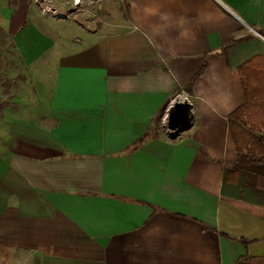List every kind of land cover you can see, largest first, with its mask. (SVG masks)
Listing matches in <instances>:
<instances>
[{"label": "crops", "instance_id": "0c3cea01", "mask_svg": "<svg viewBox=\"0 0 264 264\" xmlns=\"http://www.w3.org/2000/svg\"><path fill=\"white\" fill-rule=\"evenodd\" d=\"M95 15L0 0L27 75L0 108V264H264V205L224 184L264 0H107ZM176 99L193 106L177 136Z\"/></svg>", "mask_w": 264, "mask_h": 264}, {"label": "trees", "instance_id": "16d2710c", "mask_svg": "<svg viewBox=\"0 0 264 264\" xmlns=\"http://www.w3.org/2000/svg\"><path fill=\"white\" fill-rule=\"evenodd\" d=\"M202 71L203 68L195 78ZM238 74L245 101L229 116L237 163L225 172L224 184H234L239 199L250 198L264 205V55L242 65ZM241 241L247 244L246 240Z\"/></svg>", "mask_w": 264, "mask_h": 264}, {"label": "rangeland", "instance_id": "374dc122", "mask_svg": "<svg viewBox=\"0 0 264 264\" xmlns=\"http://www.w3.org/2000/svg\"><path fill=\"white\" fill-rule=\"evenodd\" d=\"M31 2L41 12L36 0ZM26 82L27 75L15 52L12 35L0 25V108L13 106L14 98ZM2 114L3 110L0 111V116Z\"/></svg>", "mask_w": 264, "mask_h": 264}, {"label": "built area", "instance_id": "2783aa9c", "mask_svg": "<svg viewBox=\"0 0 264 264\" xmlns=\"http://www.w3.org/2000/svg\"><path fill=\"white\" fill-rule=\"evenodd\" d=\"M105 1L107 0H66L65 5H59L56 0H36V3L45 17L65 20L73 19L84 12H87L88 16H96L95 13Z\"/></svg>", "mask_w": 264, "mask_h": 264}, {"label": "water", "instance_id": "95a60500", "mask_svg": "<svg viewBox=\"0 0 264 264\" xmlns=\"http://www.w3.org/2000/svg\"><path fill=\"white\" fill-rule=\"evenodd\" d=\"M193 106L189 103L176 99L165 118V127L177 136L181 131L188 128L193 120Z\"/></svg>", "mask_w": 264, "mask_h": 264}]
</instances>
